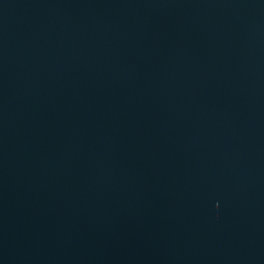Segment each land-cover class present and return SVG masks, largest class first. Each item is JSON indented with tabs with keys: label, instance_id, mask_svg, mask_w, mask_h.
Instances as JSON below:
<instances>
[{
	"label": "water",
	"instance_id": "1",
	"mask_svg": "<svg viewBox=\"0 0 264 264\" xmlns=\"http://www.w3.org/2000/svg\"><path fill=\"white\" fill-rule=\"evenodd\" d=\"M0 264H264V0H0Z\"/></svg>",
	"mask_w": 264,
	"mask_h": 264
}]
</instances>
